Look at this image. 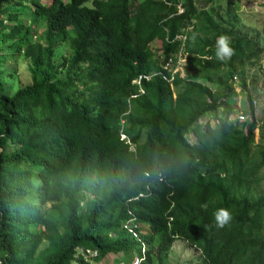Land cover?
I'll return each instance as SVG.
<instances>
[{
  "label": "trees",
  "instance_id": "obj_1",
  "mask_svg": "<svg viewBox=\"0 0 264 264\" xmlns=\"http://www.w3.org/2000/svg\"><path fill=\"white\" fill-rule=\"evenodd\" d=\"M1 1L31 8L29 25L0 10L1 42L29 61L31 81L6 94L0 53V264H88L89 251L130 263L141 247L123 228L130 218L142 264H166L176 241L201 264H264V195L253 190L264 146L252 149L249 94L251 121L227 120L238 69L263 46L196 0ZM221 35L233 49L223 61ZM182 44L186 75L143 79L139 94L132 81ZM207 113L214 125L200 122ZM220 208L231 214L223 228Z\"/></svg>",
  "mask_w": 264,
  "mask_h": 264
},
{
  "label": "rangeland",
  "instance_id": "obj_2",
  "mask_svg": "<svg viewBox=\"0 0 264 264\" xmlns=\"http://www.w3.org/2000/svg\"><path fill=\"white\" fill-rule=\"evenodd\" d=\"M69 1V0H62ZM198 7H206V9L214 16L221 29H230L242 35L254 38L260 46L264 48V0H196ZM45 6L48 5L51 0H40ZM208 2V3H207ZM87 5H91V1L87 2ZM206 5V6H205ZM6 8L10 13H18L21 22L26 25L31 24V8L28 4L23 6H15V4L0 2V10ZM4 25L9 26V22L6 20ZM43 30V25L36 28L37 39ZM36 38V37H35ZM9 43L1 42L0 36V53L4 59L2 63V69L4 72L3 82L5 86L6 94H12L21 86L30 83V71L29 61L22 55L15 54L8 48ZM151 49L156 55H161L160 47L161 41L156 40L150 44ZM64 55L67 51L61 47ZM186 59L184 65L186 64ZM181 77H184L186 73L184 68L180 73ZM201 81V80H199ZM204 81V80H202ZM239 81L245 82V88H241ZM206 85L215 89V86L210 82H204ZM234 91L236 96L232 98L234 105V111L243 110L245 113L248 111L249 102L246 95L249 94L253 101L256 102L254 108V117L256 119V128L254 130V144L252 145L253 151H256L258 147L264 146V53L258 62L254 65L249 63L239 67L237 78L234 79ZM218 113L221 115L222 111ZM248 113V112H247ZM209 121L211 125H214L216 120L212 113H207L200 120L201 123ZM251 116L248 113L244 122H250ZM242 123V122H241ZM257 177L260 181L253 186L255 194L264 195V165L259 170ZM142 231L147 230L146 226L141 225ZM46 247V243H43L40 250ZM134 253H139V246L135 248ZM84 260L88 264H120L126 263V257L122 253L108 254L103 259L96 263L90 257H85ZM166 264H201V257L198 252L193 249H189L184 241H176L169 253L166 255ZM79 264V263H76ZM153 264H158L154 259Z\"/></svg>",
  "mask_w": 264,
  "mask_h": 264
},
{
  "label": "built area",
  "instance_id": "obj_3",
  "mask_svg": "<svg viewBox=\"0 0 264 264\" xmlns=\"http://www.w3.org/2000/svg\"><path fill=\"white\" fill-rule=\"evenodd\" d=\"M178 10H179V12H182V7H180V5L178 6ZM176 38H180L182 41H184V39H185V37L182 35H179ZM184 61H185V55L183 52V44H182V46L180 47V49H178V52L176 54L175 53L169 54L166 57L165 61H163L161 69L159 71H154V72L149 73V74L139 75L132 82H133V84H135L138 87L139 94L144 93V90L141 87V81L143 79L148 81L154 76H161L162 79L171 83L173 80L174 74L177 72H179V74L181 73L182 68L184 66ZM255 104H256V102L253 101V103H252L253 107L255 106ZM248 111H249V106H248ZM247 112L245 113L243 110H238L237 112L235 111L234 114H231L228 116L227 120L229 122H234V123L235 122H239V123L244 122V120L246 119V115L248 114ZM123 228L126 229L133 236L137 237L138 225L134 222L133 218H130L129 221L123 225ZM86 255L90 256V257L96 256V252L95 251H89L86 253ZM142 260H143V257H137L136 256L131 264H141Z\"/></svg>",
  "mask_w": 264,
  "mask_h": 264
},
{
  "label": "clouds",
  "instance_id": "obj_4",
  "mask_svg": "<svg viewBox=\"0 0 264 264\" xmlns=\"http://www.w3.org/2000/svg\"><path fill=\"white\" fill-rule=\"evenodd\" d=\"M183 10V9H182ZM178 13L179 12L178 10ZM183 36V35H182ZM216 57L218 60H225L226 58H230L233 55V49L229 46V38L225 35H221L217 38V43H216ZM124 137V136H123ZM214 217H215V221L218 227L223 228L225 227L229 221L231 220V214L230 212L225 209V208H220L218 209L215 213H214ZM138 229V228H137ZM135 237V236H134ZM137 241L140 242L141 247L139 248V253L140 255H137L138 253H133V259L137 256V257H143L144 260V255H145V245L141 242L139 233L137 231V237H135ZM139 239V240H138ZM144 250V251H143ZM112 254V253H111ZM94 257V256H93ZM142 260V262H143ZM132 261L130 263H120V264H131ZM141 262V264H142Z\"/></svg>",
  "mask_w": 264,
  "mask_h": 264
}]
</instances>
